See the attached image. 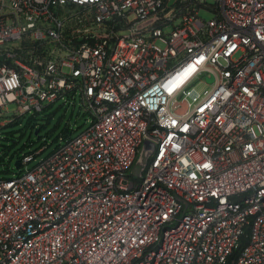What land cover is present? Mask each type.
Instances as JSON below:
<instances>
[{
	"label": "built area",
	"instance_id": "1",
	"mask_svg": "<svg viewBox=\"0 0 264 264\" xmlns=\"http://www.w3.org/2000/svg\"><path fill=\"white\" fill-rule=\"evenodd\" d=\"M76 96L0 177V264H264V0H0V128Z\"/></svg>",
	"mask_w": 264,
	"mask_h": 264
},
{
	"label": "rangeland",
	"instance_id": "2",
	"mask_svg": "<svg viewBox=\"0 0 264 264\" xmlns=\"http://www.w3.org/2000/svg\"><path fill=\"white\" fill-rule=\"evenodd\" d=\"M200 15L206 19L211 17V14L206 11H201ZM202 87L204 84L198 86V88ZM6 110L9 113L8 116H11L15 110V104L8 103ZM9 118L2 119L8 122ZM88 124V116L80 110L79 98L76 96L74 102L71 98L64 97L39 114L27 112L24 116L1 127L0 177H12L17 172L14 166L16 159L46 145V148L35 155L34 160L28 164V167H31L48 155L58 144L63 143L65 136L77 135ZM35 130H38L37 134Z\"/></svg>",
	"mask_w": 264,
	"mask_h": 264
},
{
	"label": "water",
	"instance_id": "3",
	"mask_svg": "<svg viewBox=\"0 0 264 264\" xmlns=\"http://www.w3.org/2000/svg\"><path fill=\"white\" fill-rule=\"evenodd\" d=\"M37 133H38V130H35V134H37ZM144 148H146L147 153H150L152 151V149H153V144L148 142V141H146L144 143ZM14 166H15L16 169H18L20 167V160L19 159L15 160Z\"/></svg>",
	"mask_w": 264,
	"mask_h": 264
},
{
	"label": "trees",
	"instance_id": "4",
	"mask_svg": "<svg viewBox=\"0 0 264 264\" xmlns=\"http://www.w3.org/2000/svg\"><path fill=\"white\" fill-rule=\"evenodd\" d=\"M234 258H236V253L235 254H232V256H231V259H234ZM228 264H230V262H228Z\"/></svg>",
	"mask_w": 264,
	"mask_h": 264
}]
</instances>
